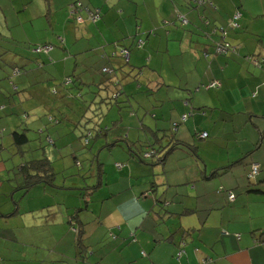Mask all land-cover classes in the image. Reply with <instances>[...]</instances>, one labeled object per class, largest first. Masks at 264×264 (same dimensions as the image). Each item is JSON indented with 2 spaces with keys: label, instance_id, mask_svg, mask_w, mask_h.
I'll return each mask as SVG.
<instances>
[{
  "label": "crops",
  "instance_id": "crops-1",
  "mask_svg": "<svg viewBox=\"0 0 264 264\" xmlns=\"http://www.w3.org/2000/svg\"><path fill=\"white\" fill-rule=\"evenodd\" d=\"M45 1L46 5L50 2ZM212 1L216 9L198 7L194 0H116L113 5L117 9L113 10L115 17L125 18L119 36L129 40L124 42L128 45L115 47L130 48V53L128 63L121 58L112 60L127 84H134L128 81L132 78L138 88L142 85L141 89L146 92L142 93L137 87L133 92L109 87L115 92L113 97L117 100L124 95L130 104L135 95L144 98L143 94H146L162 104L163 109L169 107V124L175 131L174 139L169 143L178 145L164 164L155 160L154 165L129 160L125 150H121L124 155L116 163L124 164L123 168H117L120 178L117 173L110 175L109 166L105 170L102 168L105 180L101 178L98 190L90 193L91 196L102 194L106 201L118 198L120 205L125 204L108 209L106 214H102L100 206L97 218L106 230L100 232L104 236L101 242L109 240L111 244L110 239L114 237L125 241V245L131 244L129 264H264V66L256 67L247 59L256 55L260 61L264 60V0ZM175 13L178 14L176 18ZM237 13L239 19L234 20ZM179 16H184L187 22L181 21ZM231 21L239 27L231 28ZM222 27L226 29V38L221 33ZM139 41L144 43L142 49H139ZM218 42L231 43L237 47V53L216 54ZM67 44L65 40L64 50ZM144 57L149 60L148 67L140 65ZM107 58L105 53L103 59ZM167 61L170 72L166 70ZM57 62L56 78L68 75V60L62 75H59ZM122 68L128 70L126 75ZM139 68H143L142 72ZM147 69L155 78L146 75ZM113 71V76L121 82L117 70L113 68ZM20 79L22 76L17 75L18 85ZM95 82L92 79L91 84ZM213 82L221 85L208 88ZM7 84L3 83L8 87ZM164 88L169 96L154 98L159 89ZM172 93L177 95L171 97ZM59 94L62 100H68L65 88ZM189 98H193L192 102ZM151 99H147L144 108H151L149 121L155 124L159 115L154 109L161 105ZM7 104L0 96V114L8 111ZM196 107L202 110L197 119L211 123L206 130L197 129L201 125L196 123L182 125L195 114L192 109ZM163 109L160 110L162 117L165 116ZM89 110L85 114L89 115ZM135 114L130 115L136 118L138 115ZM145 120L148 121L145 117L140 124L143 129ZM122 121L119 119L113 126L118 127ZM158 126L157 123L156 128ZM128 130L131 132V127ZM158 131L153 130V133L159 139ZM193 132L199 140H208L202 146L213 148L209 161L200 157ZM202 132L208 134L207 139L199 137ZM161 138L164 140L165 137ZM2 146L5 148L4 142ZM180 148L187 151L188 159L182 164L177 163V169L170 171L167 169L169 160ZM253 164H258L260 171L257 176L250 177ZM222 168H228V171L223 173ZM218 172L220 174H216ZM105 185L113 190L105 192L104 196ZM53 190L44 188L42 194L51 195ZM230 194L234 195L232 201ZM93 198L88 201L87 210L90 208L95 213ZM71 208L67 206L68 213ZM84 223V229L88 231V224ZM97 229L100 231V227ZM77 242L76 235L73 244L78 256L75 258L83 264H114L102 253L106 244L98 242V258L92 259L85 236V257L79 255ZM32 262H36L35 259ZM3 264H10V260Z\"/></svg>",
  "mask_w": 264,
  "mask_h": 264
},
{
  "label": "rangeland",
  "instance_id": "rangeland-1",
  "mask_svg": "<svg viewBox=\"0 0 264 264\" xmlns=\"http://www.w3.org/2000/svg\"><path fill=\"white\" fill-rule=\"evenodd\" d=\"M115 1L50 0L46 5L45 0H0V96L8 103V111L0 114V122H2L0 124V264L8 260L10 264H83L80 259L75 258L78 256V251L73 244L76 237L74 228L78 227V220L88 224L89 228L88 231L85 230L84 236L86 245L90 247L89 255H92V259L98 258L101 243L107 245L103 247L102 253L106 255L108 261L114 264H129L131 244L125 245V241L114 237L110 239L111 244L109 240L101 242L104 238L101 233L106 230L102 227V223H98L97 218L100 206H102V214H106L108 209L113 210L116 206H125V204L120 205L118 198L106 201L102 194L91 196L90 193L92 190L95 191L93 187L99 181L101 168L105 170L109 166L110 175L117 173L120 178L118 174L120 167L116 163H119V159L125 154L121 150H126L127 145L121 143L120 146L111 148L108 146L109 143L120 137L125 139L128 137L129 142H135V151L137 149L144 151L147 146L160 151L161 147L174 139L175 131L170 128L169 107L163 109L162 104L148 98L146 94H143L144 98L135 95V99L131 100L130 104L127 103V97L124 95L117 99L118 102L113 97L115 92L110 88L115 90L125 88L128 92H133L137 87V90L144 91L143 88H138V83L132 78L128 81L134 84H127L122 79L123 73L112 60L121 58L126 62L120 56L119 46L115 47V45H128L124 42L129 41L119 36L122 35L119 32L124 28L125 18L115 17L114 11H117L113 7ZM74 4L80 6V12L78 11L76 15ZM87 7L103 10V17L87 20ZM116 15L119 13L116 12ZM79 16L83 18V22L77 21ZM176 17H178L177 13H175ZM65 40L68 42L66 50L63 49ZM46 44L55 45L56 52L54 51L50 57L35 52L37 48ZM143 45L142 42L139 49H142ZM105 53L108 58L104 60ZM114 53L117 56L111 58ZM41 59L47 61L46 66L34 76L22 75V79L19 80L20 86L15 78L9 80L7 77L15 67L26 70L31 65L42 66ZM65 60H68L66 74L71 76L72 84L63 85L64 81H61L63 77L53 80L52 77L43 76V71L48 66L52 65V69H56L57 61L59 75L64 74ZM147 62H149L148 58L144 57L140 65L148 67ZM113 68L117 70L121 82L113 76ZM103 69L111 72H103ZM147 70L146 75L155 78L153 72ZM166 70L170 72L168 61ZM123 72L126 75L128 70L124 69ZM25 78L30 82L28 83ZM92 79L96 80L95 84H91ZM38 81L43 82L46 92L42 93L43 89L36 84ZM3 83H8V87ZM16 87L18 90L15 89ZM64 88L68 100H62L60 97L61 91L58 90L64 91ZM175 95L177 93H172L171 97ZM159 96L168 97V91H165V88L162 91L159 89L154 98ZM147 99L161 105L154 109L159 115L155 124L149 121L152 117L151 108H144ZM189 99L192 102L193 98ZM208 101L210 102V99ZM140 103L145 105L141 106ZM161 109L165 111L166 118L161 116ZM87 110L89 115L85 114ZM192 110L195 114L182 125L188 122L196 123L201 125L197 126V129L206 130L211 123L207 121L202 123L199 117L197 119V114L202 112L201 108L196 107ZM133 112L138 115L136 118L131 117L130 114ZM53 116L60 123L51 125L49 122ZM145 117L148 121H144L146 126L143 129L140 124ZM119 119L123 121L118 127H114L113 123ZM157 123L159 128H156ZM130 127L131 132L128 130ZM21 128L30 130L28 136L31 140L23 148L22 156L15 155V146L11 144V135ZM100 128L105 131L103 135L97 137ZM90 130L94 133L92 137L89 136ZM153 130H159L158 136L165 137L164 140L154 137ZM193 137L196 139L195 145H199L200 157L209 161L213 148L211 145L202 146L208 140L201 141L195 135ZM3 142L5 148L2 146ZM149 143L154 146L150 147ZM187 143L190 144L188 141ZM44 155L52 161L53 168L58 173L55 182L57 186L52 194L43 195L45 185L39 184L27 194L18 193L13 195L16 199L9 198L11 190L16 189L23 182L18 167L20 163L30 161L35 156L40 159ZM187 159V151L180 148L173 153L167 169L173 171L177 169V163L182 164ZM103 190L105 196V192L113 189L105 185ZM92 198L96 205L95 213L90 208L86 209V203ZM64 203L72 207L70 213L67 212ZM11 211L12 213L16 211L13 218L6 219L2 215ZM131 211L133 212L132 208ZM34 259L36 262H32Z\"/></svg>",
  "mask_w": 264,
  "mask_h": 264
},
{
  "label": "trees",
  "instance_id": "trees-1",
  "mask_svg": "<svg viewBox=\"0 0 264 264\" xmlns=\"http://www.w3.org/2000/svg\"><path fill=\"white\" fill-rule=\"evenodd\" d=\"M194 5H196V4L194 3ZM73 6L76 8V9H74V11L76 13L78 11L80 12V6L79 5L74 4ZM86 9L88 10V20L89 19H93V18L89 17V13H91L92 15H94L93 17L98 16L97 19L102 18V16H101V9H99V12H98V9H95V8L94 9L93 8L91 9V8L87 7ZM76 13H75V15H76ZM183 17L184 16H179V18H180L181 21L183 20ZM80 18H82V17L80 16ZM82 20H83V18H82ZM201 20H204L205 21L206 19H205V17H201ZM230 23H229V25H230ZM222 28H224V27H222ZM218 43H216V44H218ZM54 46L55 45H51V44L42 45L39 48H37L35 50V52L38 53V54H40V55L49 56L50 57V52L54 50ZM138 46L140 47V45H138ZM46 47H50V48H52V50L47 52V51L44 50V48H46ZM87 48H89V47H87ZM40 49H41V51L38 52V50H40ZM123 50H126V51H128V53H130L129 52L130 51V48H127V47L126 48H120V56L121 57H122L121 51H123ZM229 53H237V52L232 50V52H228L227 54H229ZM216 54H217V52H216ZM227 54H220V55H227ZM116 56L117 55L114 53L111 56V58H114ZM122 58H124L126 60L125 63H128L127 57L125 58L123 56ZM249 58H251V60H250L251 62L250 63H253V64H254V62H253L254 59L259 60L256 55H251L250 57H247V59H249ZM50 61H52V60H50ZM262 61L264 62V60H262ZM40 62L42 64V66L31 65L26 70H21V68L15 67L14 71L11 74L8 75L9 79L10 80H12L14 78L16 79V76L17 75H21V76L23 75V76H25L24 75L25 73H27L26 74L27 76H30L32 74L34 76V74L36 72H39L40 69L43 66H46V62H47L46 60L41 59ZM254 65L257 67L256 64H254ZM263 66L264 65H262L259 68H263ZM142 70H143V68H139V71L142 72ZM23 71H26V72L22 73ZM54 73H55V69H52V65H51V66H48L46 68V70L43 71V76H45V77H52L53 80H54V79H56V75H54ZM140 74L138 73V75H140ZM62 76H63V79L61 81H64L62 83L63 85H67L68 86V85H70L72 83V82H70L71 76H68V75H62ZM25 80L28 83L30 82L29 79H26L25 78ZM107 81H108V79H107ZM103 82H104V80H103ZM36 84H38L43 90H45V88L42 85L43 84L42 81H38ZM118 85H119V83H118ZM55 86H59V85H55ZM141 87H142V85L140 86V88ZM58 91H61V90H58ZM121 91L123 92V90H121ZM53 93H57V92L56 91H53ZM142 93H146V92L143 91ZM80 96L82 97L83 95H80ZM140 105L141 106H144L145 104L144 103H140ZM104 116H106V115H104ZM55 118H56L55 116L51 117L50 122H49V123H51V125L56 124V123L57 124L60 123V121L57 118L56 119ZM116 122L118 123L119 120H117ZM99 127H101V126L99 125ZM29 131L30 130H28V129L21 128V129H18L16 131H14L13 134L11 135L12 145L16 147V149H17V155L22 156L24 154V149L23 148L30 143L31 140H30V138L28 136V132ZM104 131H105L104 129L100 128V133L98 132L99 134L97 133L96 136L98 137L99 135H103L104 134ZM93 135H94L93 131L90 130L89 131V136L92 137ZM159 139L162 140L161 137H159ZM51 143L55 144V142H52V141H51ZM121 143H125L127 145V149L125 150V154H127V156L130 158L129 160H136V161H139L141 163H145L147 165H154V164H156V161L155 160H158L157 163L163 161L162 163L164 164L167 156L170 153H172V151H174L175 149H177V147H178V145L176 146L175 143H169L166 146L161 147L162 149L160 151H157L154 148H148V150H144V151H141V150L137 149L135 151L134 150L135 142L134 143L129 142L128 141V137L126 139L123 138V137H120L118 139H115L114 141H112L111 143H109L108 146L111 147V148L112 147H118V146L121 145ZM152 146H154V144ZM152 160L154 162H151ZM146 161H148V162L150 161V163H148ZM253 165H251V168H252ZM117 166L120 167V169H121V168L124 167V164H117ZM18 167L20 168V172L19 173L22 175L23 182L18 187H16V189H12L11 190V192L9 194V198L16 199L15 196H13V195L14 194H18V193H20V195L21 194H27L30 190H32L34 187L38 186L39 184H44L45 185L44 186L45 189H48V188L55 189L56 188L57 185H56L55 182H56V176H57L58 173L55 172V170L53 168V163L48 158V156L44 155V157H42V158L40 157V159L37 156H35L30 161H26V162L20 163V165ZM219 170H221V169H219ZM221 171L223 173H225V172L228 171V168H222ZM99 174H100L99 177H98V180L99 181H98L97 185H95L93 187L94 190H97L99 188V186L102 184V179L101 178H103V175H104L102 168H101ZM216 174H220V172H218ZM207 177H210V175H208ZM249 191L252 192L253 190H249ZM254 191H256V190H254ZM87 203H89V202H87ZM15 205H17V204H15ZM19 207H21V203H19ZM15 213H16V211L14 213H12V211H11L9 213H4L2 215L4 217H6V219H9V218H13L15 216ZM85 226L86 225H85V223L83 221L78 220V227L74 228V230L76 231V235L78 237L77 244H78V247L80 248L79 249V255H81L83 257H85V253H87V250L85 252L84 246H83V243H84V234H85L84 227ZM263 234H264V232H263ZM82 259L84 260L86 258H82ZM96 264H102V263H96Z\"/></svg>",
  "mask_w": 264,
  "mask_h": 264
},
{
  "label": "built area",
  "instance_id": "built-area-1",
  "mask_svg": "<svg viewBox=\"0 0 264 264\" xmlns=\"http://www.w3.org/2000/svg\"><path fill=\"white\" fill-rule=\"evenodd\" d=\"M194 3L198 7L207 6V7L213 8V9H216L217 8L216 5L214 4V2L212 0H194ZM98 12H99V10H98ZM75 13L76 12H74V14ZM89 16L91 18H94L95 20L98 18V16L93 17L94 15H92L91 13H89ZM239 16H240V14L237 13V15L235 16V19L234 20H238L239 19ZM77 20L79 22H83L82 18H78ZM183 21L184 22H187V19L183 17ZM230 27L231 28H237V27H239V25L235 21H232L231 24H230ZM221 33H223L224 38L227 37V33H226V30L224 28H221ZM236 49H237V47L236 46H233L229 42H223V43L216 44V52H217V54H227L228 52H232V50L233 51H236ZM44 50L48 52V51H51L52 48L46 47V48H44ZM39 51H41V49L38 50V52ZM121 55L122 56L124 55L125 58L126 57L128 58V56H129L128 51H126V50H123L121 52ZM249 59L251 60V58H249ZM253 62H254V64L257 65V67H261L263 65V61H260V60H257V59H254ZM103 71L104 72H106V71L111 72V71H109L107 69H104ZM70 82H71V80H70ZM220 85H221L220 82H213V83H211L208 86V88H218V86H220ZM185 118H186V116H185ZM199 137L201 139H207L208 138V134L206 132H202V133L199 134ZM259 171H260L259 165L258 164H254L252 166V172L250 174V177H255L256 175H258ZM233 199H234V195L230 194V200L232 201ZM178 255L180 256L181 255V252H179Z\"/></svg>",
  "mask_w": 264,
  "mask_h": 264
}]
</instances>
